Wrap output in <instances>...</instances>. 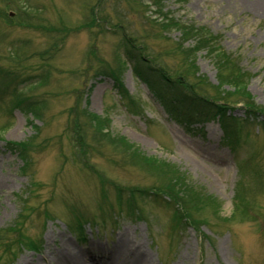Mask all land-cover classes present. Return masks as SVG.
<instances>
[{"label": "rangeland", "instance_id": "374dc122", "mask_svg": "<svg viewBox=\"0 0 264 264\" xmlns=\"http://www.w3.org/2000/svg\"><path fill=\"white\" fill-rule=\"evenodd\" d=\"M179 42L208 98L239 120L233 150L216 118L179 125L136 76L154 86L150 70L173 73ZM0 67L37 105L0 95V264H47L63 241L71 252L138 242L151 264H264V0H0ZM157 169L198 208L171 202Z\"/></svg>", "mask_w": 264, "mask_h": 264}, {"label": "trees", "instance_id": "16d2710c", "mask_svg": "<svg viewBox=\"0 0 264 264\" xmlns=\"http://www.w3.org/2000/svg\"><path fill=\"white\" fill-rule=\"evenodd\" d=\"M134 41L135 38H128V42H126L128 53L134 56L137 59V62L145 61L146 59L143 57L144 54L142 53V49L140 48L142 47L141 44L134 43ZM183 46L184 44L179 42L176 46H174V48L168 51V54L174 56L175 58L178 57L180 62H178L179 65L173 73H171L169 69L167 70V68L159 66L158 69H153V71L150 70L148 76L151 77V80L154 81V86L151 84L150 79L148 77L140 73V67L138 66L135 67L136 76H139V78L141 77V79L144 78L146 80L145 83L147 82L146 84L149 85L150 91L158 98L160 102H163L162 104H164V106L166 107L168 114L171 117H174L178 122L185 123L186 125H190L191 123L196 122H198L199 124H203L205 123V121L208 122V120L216 118L219 121L220 127L224 133L225 144L234 149L236 145H233V142L235 139L234 137H236L235 133L238 131L236 125L239 120H236L234 117L229 116L227 112L224 111L223 107L220 108L218 107V105H214L215 101L213 100V98L212 100L211 98H208L209 94H207V85L205 84L204 77L199 75L194 60L191 59L192 52H194V50L183 49ZM200 47L205 48L206 45L202 42H197L195 52L197 50H200ZM154 58L159 59L158 56H154ZM146 62L150 63L149 60H146ZM219 67L221 72L223 73L224 69L222 68V65L220 64ZM231 73H234L233 75L236 76L237 74H240L238 70H234ZM112 75L114 76L113 80L115 81L116 88L118 89L122 97H124V99L126 100L125 94L123 93V91H121V88L118 86L119 81L116 78L115 73L113 72ZM0 80V95L4 94L6 96L11 97L13 99V105L17 106L22 110H24L23 105H25L29 109L33 110L34 114L37 113V105L32 103V97L27 94L24 95L23 93H18L16 87L13 86L14 84H18L19 82H21V76L19 75V72L13 70H6L0 67ZM237 83H239L238 80ZM236 86L240 87V85ZM250 101L251 100L241 98L239 100H236L235 103L243 102L246 103L245 105L251 107L252 102ZM128 105L129 113L138 114V111L134 110L131 102H128ZM204 105L209 106L212 112L205 113V111L201 108ZM114 147L117 149V152L119 151L121 157L123 158L122 160L126 164H129L132 167L144 168V165L141 164L142 161L139 160V157L142 158V156L130 155V149L124 146L120 147L118 143L114 144ZM142 159L148 160L146 158ZM246 164L248 163H244L241 167H246ZM162 168H164V166ZM147 172L150 173V171ZM152 176L158 177L159 180H156V184H159L164 189L171 202L175 203V195L178 197H180L181 195L182 198H180L181 202H179V204L184 208V210L187 211L198 208V202H193V195L191 194V191H189V189L186 188V192H182L179 190L178 187H176L177 185H180L181 189L182 185L180 183V178L176 179L174 176H172L169 179L163 174L160 169L155 170ZM173 179H176L174 183ZM147 193L149 192L146 191L144 195L146 196ZM107 206L108 208L111 207V210H114V205H110V203L107 202ZM246 208L247 209L245 212L248 214L249 207ZM185 217L186 219H190L187 216ZM174 219L175 218L173 217V222L177 224ZM105 221L106 218L104 216L102 218V222L105 223ZM73 227L75 228L74 225ZM80 236H83V233Z\"/></svg>", "mask_w": 264, "mask_h": 264}, {"label": "bare ground", "instance_id": "6f19581e", "mask_svg": "<svg viewBox=\"0 0 264 264\" xmlns=\"http://www.w3.org/2000/svg\"><path fill=\"white\" fill-rule=\"evenodd\" d=\"M207 157L211 158L210 156ZM66 244L67 241H63L60 248L53 251L48 249L51 256L46 259L43 258L42 263L47 261V264H127L125 263L126 259H137L142 257L144 259L136 264H151V256L146 255L138 242L135 243L136 245L134 248H131L130 242H124V248L121 242H119V244L111 250H103L102 247H98L78 252L68 251ZM104 261L107 263H103ZM19 264L28 263L27 260H22ZM29 264H40V262L31 259Z\"/></svg>", "mask_w": 264, "mask_h": 264}]
</instances>
